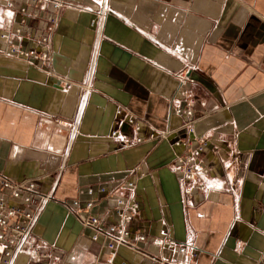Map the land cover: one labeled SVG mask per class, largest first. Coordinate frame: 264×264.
Listing matches in <instances>:
<instances>
[{
  "label": "crops",
  "instance_id": "crops-1",
  "mask_svg": "<svg viewBox=\"0 0 264 264\" xmlns=\"http://www.w3.org/2000/svg\"><path fill=\"white\" fill-rule=\"evenodd\" d=\"M7 1L0 0V173L53 191L34 229L38 242L73 264H152L151 256L264 264V0H62L48 44L41 37L53 6H34V17L20 10L27 0ZM11 44L48 59L17 56ZM182 69L196 82L180 86ZM181 90L196 100L191 137L208 142L197 156L207 172L197 181L217 179L220 188L187 194L173 169L185 152L173 141L190 136L186 116L174 112ZM127 113L146 123L145 140L130 146L112 135H133ZM154 130L166 139H150ZM100 187L122 197L133 191L134 227L148 240L187 244L197 257L92 241L66 204H85L94 188V212L110 223Z\"/></svg>",
  "mask_w": 264,
  "mask_h": 264
},
{
  "label": "built area",
  "instance_id": "built-area-1",
  "mask_svg": "<svg viewBox=\"0 0 264 264\" xmlns=\"http://www.w3.org/2000/svg\"><path fill=\"white\" fill-rule=\"evenodd\" d=\"M28 4L23 5L20 10L26 16H36L39 13L32 8L44 7L50 3L53 6V14H49L44 29V35L41 41L49 43L50 36L57 22V13L63 8L62 0H27ZM7 4L12 5L8 0ZM26 16L21 19L26 22ZM11 20V19H9ZM21 33L22 28L15 29ZM11 53L17 56H33L43 62L48 59L47 52H34L26 50L16 44L10 45ZM191 69V68H190ZM177 80L180 86H185L196 82V77L191 75L188 69L178 71ZM182 97L175 99L174 112L177 115H185L187 120L188 137H180L173 141L176 147H182L185 152L177 156L173 169L182 173L188 182L185 192L192 194L196 187L199 188H220L222 185L217 179H212L209 186L198 182V176L206 173V169L197 162V156L207 147L208 142L203 137H191L194 134L193 128V104L196 102L195 97L189 91L181 90ZM122 109H117L121 114ZM126 123L129 125L133 135L121 133L119 129L113 130V137L121 144L132 145L143 142L145 136L142 129L146 123L138 116L131 113L126 115ZM166 132L151 131L150 139H166ZM194 140L197 145H194ZM127 186L134 190V183L127 182ZM101 194L109 195L110 210L113 213L114 220L107 223L102 216L94 212L96 202L94 199L95 190L90 188L88 194L90 198L81 205L78 199H73L66 204L67 208L80 215L82 227L90 231L92 241L103 240L104 245L110 250L118 246H128L136 251H144L143 245L148 244L150 247L158 249L178 250L186 253L192 258L197 257L196 251H190L189 245H180L173 239L154 238L148 240L146 234L133 225L137 217L139 208L138 201L134 198L132 191L128 196L122 197L111 193L105 187H100ZM53 200V191L45 192L37 187L36 183L27 178L13 179L0 173V264H73L65 258L63 252H51L40 244L36 238L34 229L40 220V216L50 201ZM152 264H177L171 258H161L151 256Z\"/></svg>",
  "mask_w": 264,
  "mask_h": 264
}]
</instances>
